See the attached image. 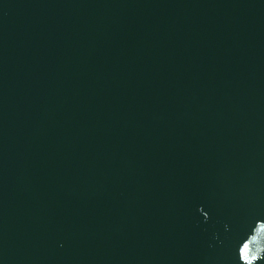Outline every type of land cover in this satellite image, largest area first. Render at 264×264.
<instances>
[{"label": "water", "instance_id": "water-1", "mask_svg": "<svg viewBox=\"0 0 264 264\" xmlns=\"http://www.w3.org/2000/svg\"><path fill=\"white\" fill-rule=\"evenodd\" d=\"M0 264H264V0H0Z\"/></svg>", "mask_w": 264, "mask_h": 264}]
</instances>
